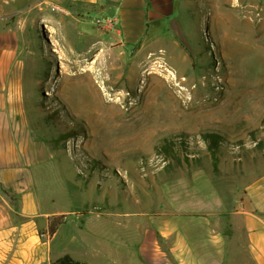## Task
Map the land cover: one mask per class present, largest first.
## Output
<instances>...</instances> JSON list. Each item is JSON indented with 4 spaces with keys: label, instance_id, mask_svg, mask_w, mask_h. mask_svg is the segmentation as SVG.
Listing matches in <instances>:
<instances>
[{
    "label": "rangeland",
    "instance_id": "obj_1",
    "mask_svg": "<svg viewBox=\"0 0 264 264\" xmlns=\"http://www.w3.org/2000/svg\"><path fill=\"white\" fill-rule=\"evenodd\" d=\"M0 16L23 33L32 124L58 153L73 195L65 204L76 214L102 213L107 244L117 217L116 244L127 248L129 215L149 208L156 187L209 157L205 133L221 137L231 151L226 163L240 159L249 181L261 172L264 0H177L161 22L169 31L149 33L156 43L137 52L117 38L87 82L61 11L42 0H0ZM93 26L79 30L107 44L114 39ZM165 142L171 146L163 152Z\"/></svg>",
    "mask_w": 264,
    "mask_h": 264
},
{
    "label": "crops",
    "instance_id": "obj_2",
    "mask_svg": "<svg viewBox=\"0 0 264 264\" xmlns=\"http://www.w3.org/2000/svg\"><path fill=\"white\" fill-rule=\"evenodd\" d=\"M176 2L42 0L70 18L64 26L85 82L91 78L88 69L100 59L108 62L106 53L122 39L137 46V52L156 43L149 33L164 30L161 22L173 14ZM87 17L95 20L88 23ZM2 21L5 16H0V264H53L63 257L78 264H264V161L249 181L240 159L226 163L231 151L224 144L217 151L216 171L210 156L204 158L189 175L156 187L149 208L129 215L133 238L127 248L116 244L117 217L112 221L115 236L107 244L102 213L69 210L65 203L73 195L58 153L33 128L23 33ZM106 22L113 23L114 31L98 25ZM93 24L114 39L107 44L98 33L79 30ZM170 26L181 36L175 24ZM55 220L59 225L50 234ZM238 248L246 255L237 254Z\"/></svg>",
    "mask_w": 264,
    "mask_h": 264
},
{
    "label": "trees",
    "instance_id": "obj_3",
    "mask_svg": "<svg viewBox=\"0 0 264 264\" xmlns=\"http://www.w3.org/2000/svg\"><path fill=\"white\" fill-rule=\"evenodd\" d=\"M202 140L206 146L207 152L211 158L213 169L216 171V165L218 162L217 159V151L219 146L223 144V141L221 137L216 133H205L202 135ZM171 146L170 143L165 142L161 147L160 150H167V147ZM59 225V223L55 220L51 223L49 228V233L53 234L56 227ZM53 264H78V262L70 259L69 257H63L60 260L56 261Z\"/></svg>",
    "mask_w": 264,
    "mask_h": 264
},
{
    "label": "built area",
    "instance_id": "obj_4",
    "mask_svg": "<svg viewBox=\"0 0 264 264\" xmlns=\"http://www.w3.org/2000/svg\"><path fill=\"white\" fill-rule=\"evenodd\" d=\"M98 25H100L106 31H114V29H115L113 23H111V22L98 23ZM47 237H48V235H47Z\"/></svg>",
    "mask_w": 264,
    "mask_h": 264
}]
</instances>
